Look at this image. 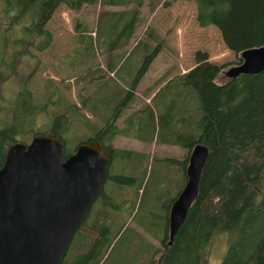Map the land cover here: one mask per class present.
<instances>
[{"label": "rangeland", "instance_id": "374dc122", "mask_svg": "<svg viewBox=\"0 0 264 264\" xmlns=\"http://www.w3.org/2000/svg\"><path fill=\"white\" fill-rule=\"evenodd\" d=\"M138 1L84 4L77 10L61 3L40 23L35 8L23 10L18 0H0L1 47L9 23L26 18L31 27L24 51L9 64L0 88V127L13 124L16 138L29 142L56 111L66 110L72 122L65 155L91 137L110 147L107 178L87 222L94 232L108 229L105 237L112 245L101 264H193L203 246L209 264H264V120L251 127L264 115L259 109L264 106V70L227 74L242 62L245 48L264 44V15L231 48L216 24L200 23L196 0ZM135 9L133 34L109 48V38L117 37ZM112 58L114 69L108 67ZM250 78L254 84L244 109L227 126L224 107L237 100ZM25 86L30 93L23 106ZM197 142L211 151L225 149L223 165L205 167L203 184L218 179L226 202L247 182H262L261 203L256 213H242L229 230L212 238L207 235L213 227L206 224L204 234L191 233L184 241L192 219H185L189 222L174 238H165ZM131 176L137 183H129ZM136 230L145 248L138 251L135 245L133 250L130 242L122 257L121 248ZM89 240L76 233L62 264H79Z\"/></svg>", "mask_w": 264, "mask_h": 264}, {"label": "water", "instance_id": "95a60500", "mask_svg": "<svg viewBox=\"0 0 264 264\" xmlns=\"http://www.w3.org/2000/svg\"><path fill=\"white\" fill-rule=\"evenodd\" d=\"M242 57L229 76L264 70V44L245 48ZM64 148L65 140L51 132H36L30 142L16 140L9 146L0 167V264H62L112 158L94 138L68 155ZM210 152L203 142L192 149L187 181L170 210L171 238L199 197Z\"/></svg>", "mask_w": 264, "mask_h": 264}, {"label": "trees", "instance_id": "16d2710c", "mask_svg": "<svg viewBox=\"0 0 264 264\" xmlns=\"http://www.w3.org/2000/svg\"><path fill=\"white\" fill-rule=\"evenodd\" d=\"M117 1L118 0H18V4L23 10H28L30 7L35 8L39 13L40 23H43L52 13L53 9L61 3H65L70 8L77 10L84 4H115ZM196 2L198 5V18L200 23L203 25L209 23L216 24L221 30L224 41L231 48L235 47L249 30L255 28L262 21L264 15V0H196ZM138 3H142V0H139ZM138 12V9H135L133 14L123 22L116 38H109V48H114L121 40H128L131 37L137 24ZM30 29V24L26 18L11 22L6 26V35L3 38L2 47L0 45V51H2L0 55V88L8 78L9 64L17 63L20 54L24 51L23 46H26V39L30 33ZM8 45H10L9 52ZM113 58L111 59V63L108 64V67L111 69H114L116 64L113 63L115 60H113ZM94 71L95 70L91 73H94ZM253 84L254 82L250 78L247 85L243 88L244 92L242 89L241 94L236 98L237 100H234V102L224 107L227 126L233 124L236 117L242 113L248 93L252 89ZM29 91V88L25 86L20 94V103L23 106L28 104ZM259 109L264 113V106H261ZM153 111L154 109L151 110V118L155 121L156 117ZM263 120L264 115L262 116L261 114V117L254 121L251 127L263 123ZM71 122L72 119L68 112L66 110H59L52 115V120L50 119L46 127L38 130V132L56 133L66 141L67 135L70 134ZM218 133H216V135H218ZM15 135L13 124L0 127V167L5 162L9 146L14 141L19 140ZM224 157L225 149L220 146L210 152L206 166L210 165L216 169L218 166L224 164ZM217 181L218 179L213 178L209 180V182L203 184L201 180L199 197L190 208L186 218V220L192 219L195 222L191 225L190 235L183 236L184 241L186 237L191 236V233H194V235L204 234L206 224L213 227V230L211 229L212 231L210 230V233L207 235L212 238L215 233L229 230L242 213L247 212L254 214L257 212L263 192L262 182H247L234 199L225 202V193L216 186ZM129 183H137L136 177L131 176L129 178ZM90 211L77 231V233H85L90 239L87 249L79 256V264H101L106 256L107 249L111 245L109 243L110 241L107 242L105 237L108 230L107 227L103 228L98 233L87 228ZM186 223L183 225H186ZM167 236H169L168 231L165 234V238H167ZM176 240L178 241V239ZM203 247H201L200 250H202ZM183 248L185 247L183 246ZM200 250L195 254V261L193 264H209ZM187 253L188 251L184 252L182 259ZM183 260L186 259L184 258ZM177 263L181 264V260H177ZM250 264H255V260Z\"/></svg>", "mask_w": 264, "mask_h": 264}, {"label": "crops", "instance_id": "0c3cea01", "mask_svg": "<svg viewBox=\"0 0 264 264\" xmlns=\"http://www.w3.org/2000/svg\"><path fill=\"white\" fill-rule=\"evenodd\" d=\"M119 181V180H118ZM169 215H170V213H169ZM151 220H152V218H151ZM160 220H161V218H160ZM167 223H169V218H168V222ZM104 228V227H103ZM144 228H146V225H145V227ZM137 231L138 230H136L135 231V233H130L129 235H128V237H127V239H126V241H125V244L123 245V243H122V245H123V247L121 248V250H120V252H121V256L122 257H124V255L126 254V252L124 253L123 251L125 250V249H129V244H130V242H131V245H133V246H131L132 247V249L134 250L135 249V247L137 246V248H138V251L139 250H143L142 248H145L144 246H145V238H144V236L142 237H137L136 236V234H137ZM138 239H140V242H138V243H136L137 242V240ZM178 242V241H177ZM134 243V244H133ZM112 245V244H111ZM136 245V246H135ZM142 245V246H141ZM127 249V250H128ZM197 250H200V249H198L197 248ZM119 252V253H120ZM118 253V254H119ZM128 255V254H127ZM129 256V255H128ZM164 260V259H163ZM119 261L120 260H117V261H115V262H110V260L108 261L110 264H119ZM106 262H107V260H106Z\"/></svg>", "mask_w": 264, "mask_h": 264}, {"label": "flooded vegetation", "instance_id": "af4514ba", "mask_svg": "<svg viewBox=\"0 0 264 264\" xmlns=\"http://www.w3.org/2000/svg\"><path fill=\"white\" fill-rule=\"evenodd\" d=\"M95 139V138H94ZM30 142V141H29ZM113 156V155H112ZM112 159V158H111ZM110 164V163H109Z\"/></svg>", "mask_w": 264, "mask_h": 264}]
</instances>
